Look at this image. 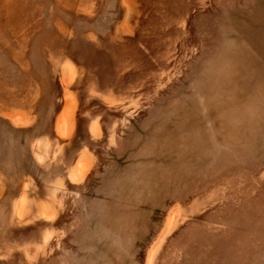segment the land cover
<instances>
[{"label": "rangeland", "instance_id": "1", "mask_svg": "<svg viewBox=\"0 0 264 264\" xmlns=\"http://www.w3.org/2000/svg\"><path fill=\"white\" fill-rule=\"evenodd\" d=\"M0 264H264V0H0Z\"/></svg>", "mask_w": 264, "mask_h": 264}]
</instances>
